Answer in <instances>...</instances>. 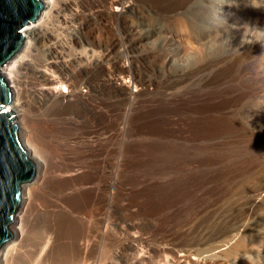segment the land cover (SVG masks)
Here are the masks:
<instances>
[{
  "label": "bare ground",
  "instance_id": "1",
  "mask_svg": "<svg viewBox=\"0 0 264 264\" xmlns=\"http://www.w3.org/2000/svg\"><path fill=\"white\" fill-rule=\"evenodd\" d=\"M42 2L0 68L37 167L0 264H102L120 231L139 264H264V0Z\"/></svg>",
  "mask_w": 264,
  "mask_h": 264
},
{
  "label": "water",
  "instance_id": "2",
  "mask_svg": "<svg viewBox=\"0 0 264 264\" xmlns=\"http://www.w3.org/2000/svg\"><path fill=\"white\" fill-rule=\"evenodd\" d=\"M42 0H0V68L5 67L24 46L25 26L41 15ZM13 95L7 78L0 75V251L13 237L23 187L32 182L36 165L30 158L11 112L3 108Z\"/></svg>",
  "mask_w": 264,
  "mask_h": 264
},
{
  "label": "rangeland",
  "instance_id": "3",
  "mask_svg": "<svg viewBox=\"0 0 264 264\" xmlns=\"http://www.w3.org/2000/svg\"><path fill=\"white\" fill-rule=\"evenodd\" d=\"M242 6H237L236 7V9L234 10V12L236 13V16H237V18H239V16L238 15H240L241 14V11H242ZM215 20H217V19H215ZM212 23H214V24H216V28H218V27H220V25L218 24L219 22H217V21H215V22H212ZM237 24V21H235L233 18H229V20H228V22L226 23V24H223L222 26L225 28V29H227V30H231V27L232 26H235V28H238V27H240L241 25H236ZM57 27H58V29H60L59 28V26H57V25H54V26H52V28H54V30H57ZM60 31V32H59ZM62 31H64V30H62V29H60V30H58L57 32L58 33H61L60 35H61V38H62V36H65L66 34L68 35V33L67 32H62ZM66 33V34H65ZM65 34V35H64ZM213 36V35H212ZM67 39H68V37L69 36H65ZM65 37H63V39H65L66 40V38ZM125 50V48L124 47H122V50ZM123 50V51H124ZM38 62V61H37ZM128 63V62H127ZM9 65V63L6 65V66H8ZM5 66V67H6ZM127 66H131L130 65V63H128L127 64ZM136 67V68H135ZM135 67H134V71H135V75H137V77L139 78V79H141V80H143V81H145V83H154L155 81H157L158 79V76H156L154 73H152V72H149V70H148V67H147V64H142L141 63V65L140 64H136L135 65ZM146 67V68H145ZM147 69V70H146ZM141 70V71H140ZM145 70V71H144ZM148 71V72H147ZM140 72V73H139ZM143 73V74H142ZM152 74V75H151ZM144 75V76H143ZM148 75H149V77H148ZM144 77L143 79H142V77ZM150 76H151V78H150ZM155 77H157V78H155ZM145 79V80H144ZM147 80V81H146ZM149 81V82H148ZM62 89V91L63 92H67V90L64 88V87H59L58 88V90L59 89ZM60 89V90H61ZM59 90V91H60ZM137 90V89H136ZM126 119V117L124 116L122 119ZM127 120V119H126ZM126 120H124V124H125V122H126ZM125 126H127V128L126 129H129V127H128V125L126 124ZM144 138H146V137H144ZM144 138H143V140H144ZM121 140H122V142H121ZM121 140H119L120 142H118V151L119 152H117V155H118V161L119 160H126L125 159V157H126V154H125V151L124 150H122V144L124 143V140H123V138L121 139ZM145 140H149V138H146ZM122 143V144H121ZM124 152V153H123ZM120 154V155H119ZM122 154V155H121ZM125 155V156H124ZM123 157V158H122ZM120 161V162H121ZM128 167H133V166H129V165H127V166H121V167H119L118 168V170H120L121 172H124V173H129V172H131V173H133V171L134 172H136L137 170H140L139 168H135V167H133V168H130V169H128ZM128 169V170H127ZM133 170V171H132ZM134 219V218H133ZM132 220V219H131ZM119 235H117V237L115 236V238H114V240L112 241V244L111 243H109V241H105V243H107V249L105 248V243L104 242H102V249L103 248H105V249H103L102 250V253H101V261H102V264H131V262H132V264H136V262L139 264V262H141V259L143 258V257H145V255L146 256H148L147 254V249L145 248V247H143V246H139V248L137 249V250H139V251H137V250H133V248H131L130 247V245H128L129 244V242L128 241H126V240H128L129 238H128V235L129 234H126V233H122L121 231L118 233ZM127 235V236H125V235ZM122 235V236H121ZM124 236V237H123ZM128 238V239H127ZM128 242V243H127ZM126 243V244H125ZM103 244H105V245H103ZM111 245V246H110ZM126 245V246H125ZM108 246H110V248H108ZM127 247V248H126ZM146 249V250H145ZM105 250V251H104ZM146 251V252H145ZM117 252H118V254H117ZM138 252V253H137ZM245 253H248V252H245ZM159 258H161V257H155V258H152L151 260H150V257H148V261H146L145 263L146 264H156V263H158L159 261ZM162 259V258H161ZM246 257L245 256H241V260L240 261H238V264H239V262H240V264H260V261H258V259L257 258H254L253 260V262H251L252 261V259H246ZM139 262H138V261ZM247 261V262H244V261ZM149 261H152V262H149ZM142 264V263H141Z\"/></svg>",
  "mask_w": 264,
  "mask_h": 264
}]
</instances>
